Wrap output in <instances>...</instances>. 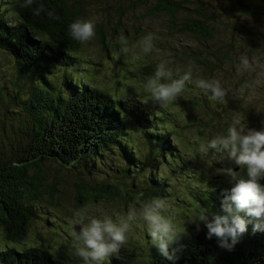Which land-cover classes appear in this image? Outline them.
<instances>
[{"label":"trees","instance_id":"trees-1","mask_svg":"<svg viewBox=\"0 0 264 264\" xmlns=\"http://www.w3.org/2000/svg\"><path fill=\"white\" fill-rule=\"evenodd\" d=\"M107 1L121 10L116 19L108 21L117 25L115 31L124 28L122 20L129 13L144 11L164 20L172 37L168 40L176 41L187 59L189 52L195 53L199 67L210 73L224 61L264 57V0ZM99 3L33 0L25 7V0H0V54L12 64L0 74V228L6 237L0 236V264H70L68 255L45 245L47 237L39 227L62 225L61 212L68 210L116 201L145 205L154 198L166 201L178 236L169 244L172 259L153 245L146 222L136 219L133 224L140 225L142 240H135L146 249L132 250L127 239L124 249L116 253L128 261L120 256L124 264H264V231H253L252 223L233 249L227 250L219 247L216 237L207 238V228L198 217L188 223L179 220L180 206L189 197L197 216L203 212L212 219L222 214V192L234 182L231 178L208 183L194 179L195 169L207 163L210 153H202L201 144L192 149L193 141L184 138V127L173 111L175 104L169 101L161 106L144 87L156 69L123 68L121 54L115 48L110 54L106 47L107 56L117 64L114 71L103 74L111 76L114 85H100L85 72L95 58L72 37L70 24L90 19ZM95 33L103 48L108 30L104 33L103 25L95 22ZM190 40L195 49L184 48L183 43ZM132 126L140 134L131 131ZM169 142L175 154L168 150ZM186 153L191 160L189 172ZM154 154L158 164L149 173ZM178 171L187 179L191 175L181 190L170 175ZM160 175L171 186L166 187ZM241 175L247 178L246 172ZM259 183L264 185V179ZM190 195L201 200L195 202ZM11 241L15 243L9 246ZM66 247L73 244L65 241ZM116 254L103 264H113Z\"/></svg>","mask_w":264,"mask_h":264},{"label":"rangeland","instance_id":"rangeland-1","mask_svg":"<svg viewBox=\"0 0 264 264\" xmlns=\"http://www.w3.org/2000/svg\"><path fill=\"white\" fill-rule=\"evenodd\" d=\"M92 1L94 0H89V4H91ZM120 13V8H112L107 0H100L96 10L90 12V19L101 23L104 27V33L108 30L107 44L103 48L98 40L97 33H95V36L90 41L83 43V48L95 58V63L85 72L89 76L96 78L98 84L107 87L114 85L113 78L103 74L105 70L114 71L117 64V62L107 56L106 47L110 48V54L114 48L118 54H121V66L127 64L153 65L154 61H156L154 64L156 69L158 64L166 62V67L172 71V78H178V75H183L184 72L191 67L192 82L186 83L183 91L170 102L175 104L173 111L179 119V125L182 128L184 127L182 133L184 138L193 141L190 144L192 149H195L197 144H206L215 136L225 135L228 127L232 125L235 120H240V126H245L246 130L249 128L258 131L264 130V57H247L249 62L253 65L250 70L237 71L240 61L235 63L224 61L215 73H210L208 70L200 68L190 62L186 56L177 49L178 45L173 47V42L169 41L172 37L165 29L164 20L155 18V16H148L144 11H141V13H129L125 19L122 20L124 28L115 31L114 27L117 25H110L108 21L110 19H116ZM110 32L113 36L112 39L109 38ZM149 33L154 36V47L152 51L144 53L138 46V42ZM121 35L128 40L127 53L122 51V45L119 42ZM8 64L9 61H6L0 54V74L6 73L8 67L11 69L12 64L10 63V66ZM213 78L220 80L223 87L227 90V95L223 101L213 102L210 99V93H205L196 86L195 81L197 79L207 80ZM257 81H260V83L257 84ZM22 96L25 97L24 93H22ZM21 110L25 114H28L25 107ZM130 130L140 134V130L136 126H132ZM183 146L187 151L184 143ZM209 153L207 163L195 169L193 176L195 180L208 183L218 182L224 178H231L226 174L217 172L218 169L222 168L230 167L240 175L246 172V169L241 170L238 165L226 157L221 159V154L216 153L215 150L210 149ZM186 159L189 172L192 167L188 153H186ZM190 177L191 175L187 179L186 175H181L180 179L176 180L175 186L179 189L180 185L186 180H189ZM187 203L190 202L188 201ZM143 206L144 204L137 201H129L128 203L116 201L101 207L88 205L84 206L79 211L68 210L65 211V213L61 212V218L63 220L62 225L56 223L48 227H39V229L43 230L47 237V240H44L45 245L57 252L61 251V254L68 255L71 260H73V264H83L82 259L76 256L74 246L71 248H63L65 241L71 242V244L74 245L77 233L74 232L72 225L76 224L74 223V216L77 212L83 215L85 224H87L94 215L99 218L111 217L114 222H117L118 218L127 216L129 209H134L139 214ZM188 207L193 211L191 204H189ZM180 208L182 210L178 217L180 221L183 223L194 221L193 216L188 213L187 207L183 205L180 206ZM168 210L167 208L163 213L165 216L169 215ZM201 214H203V212L199 213L197 217ZM137 219L140 220L142 218L138 215ZM68 226H71L72 230L69 229ZM141 233L142 230L140 225L136 228L133 222H131L128 240L134 247H131L132 250L144 251L146 249L143 244L135 240L137 237L142 240ZM35 237V235H32L31 238ZM54 242H59L60 246H53ZM8 245L12 246L13 244L9 243ZM123 251L125 254H132L129 251ZM120 256L127 261L123 255ZM136 260L138 259L136 258Z\"/></svg>","mask_w":264,"mask_h":264},{"label":"clouds","instance_id":"clouds-1","mask_svg":"<svg viewBox=\"0 0 264 264\" xmlns=\"http://www.w3.org/2000/svg\"><path fill=\"white\" fill-rule=\"evenodd\" d=\"M33 0H25V7ZM40 9L36 10L39 14ZM72 37L79 42L90 41L95 36V21L91 19H77L70 24ZM154 36L149 33L139 42L138 46L144 53L152 51ZM119 42L122 51L128 52V40L121 35ZM253 65L249 59L241 57L237 71L250 70ZM173 74L166 67V62L157 65L154 75L149 77L144 87L150 91L154 102L161 106L174 100L185 88L186 83L192 82V69L188 68L183 75L172 78ZM196 86L205 93H210V99L223 101L227 90L218 79H197ZM257 84L260 81L256 82ZM241 121L235 120L227 129L225 135H218L206 144L200 145V151L207 154L210 149L221 154V159L227 158L240 167L246 169V176L240 175L232 168L218 169V173L226 174L234 182L230 189L222 192V214H214L209 219L206 213L196 219L205 224L207 238L216 237L219 247L232 250L240 236L247 231L248 223L253 224V231H264V185L259 183L264 178V130L247 129L240 126ZM167 210L166 201L154 198L146 203L138 214L129 209L126 217L118 218L114 222L111 217L90 218L85 224L80 212L74 216V223L81 225L74 240L75 254L82 259L83 264H103L111 255L119 252L127 242L131 222L138 215L148 225V234L159 252L172 259L169 244L178 238L170 217L163 213ZM241 213L244 215L241 216ZM199 228V225H197Z\"/></svg>","mask_w":264,"mask_h":264},{"label":"bare ground","instance_id":"bare-ground-1","mask_svg":"<svg viewBox=\"0 0 264 264\" xmlns=\"http://www.w3.org/2000/svg\"><path fill=\"white\" fill-rule=\"evenodd\" d=\"M84 43V42H83ZM82 43V44H83ZM177 45V42L176 41H173V47H175ZM183 46H184V48L185 49H188V48H192V49H195V47H196V45H195V42L193 41V40H190L189 42H185V43H183ZM190 53V55H187V57H188V60L190 61V62H192L193 64H195L196 66H198L199 67V64H198V62L196 61V59L194 58V56L196 55L195 53L193 54L192 52H189ZM168 56L170 57V55L168 54ZM156 63V61H154V64ZM149 65V64H136V65H131V64H127V65H125L123 68H128V69H130V70H135V71H141V72H144L147 68H150L151 70H153L154 68H155V65ZM218 69H216V71H217ZM31 85H32V87L35 89V85L33 84V81L31 80ZM126 99L128 100V101H131L128 97H126ZM147 98H144L143 99V102L144 103H146L147 104V106H149L151 109L152 108H154V105H153V102L150 100V101H147L146 100ZM148 115V114H147ZM181 127V126H180ZM182 133H183V130H182ZM166 134L165 133H163V141H166ZM170 144H171V146H170V144L168 145V150L172 153V154H175V150H174V145H173V143H171V142H169ZM187 144V143H186ZM177 148V150H178V152L179 153H181V154H183L182 152H181V147L180 146H177L176 147ZM135 152L136 151H132V154H135ZM157 160H156V155L154 154V156H153V165H152V167L150 168V170L148 171L149 173L150 172H152L155 168H156V166H157ZM168 165V164H167ZM170 175H172V176H174L176 179H180V177H181V175H183V172L182 171H178V172H176V173H171L170 172ZM159 178L161 179V180H163L165 183H166V187H169V186H171L169 183H168V180L166 179V178H164L162 175H160L159 176ZM264 179V178H263ZM187 181V180H186ZM185 181V182H186ZM184 183V182H183ZM164 194V193H163ZM190 196H192V198L194 199V201L195 202H198V201H200L201 199L197 196V195H190ZM189 202L190 203H185L184 204V206L185 207H187V209H188V213L189 214H191L193 217H196L197 218V215L195 214L196 213V211H192V210H190L189 209V204H191V197H189ZM73 210V209H72ZM177 215H178V217H179V212L177 213ZM93 217H95V218H99L98 216H96V215H94ZM204 227H206L205 225H203ZM248 231V230H247ZM0 232H1V237H3V238H6L5 236H3L2 234H3V231L1 230V228H0ZM76 232V231H75ZM77 233V232H76ZM14 243L15 242H13V241H11V244H13L14 245ZM19 245H22V244H19ZM121 249H124L123 247H121ZM106 261V260H105ZM104 261V262H105ZM103 262V263H104ZM69 263L70 264H72L73 263V260H71V258H69ZM124 264L123 263V261H122V259L120 258V255L119 254H116V258H115V260L113 261V264Z\"/></svg>","mask_w":264,"mask_h":264},{"label":"water","instance_id":"water-1","mask_svg":"<svg viewBox=\"0 0 264 264\" xmlns=\"http://www.w3.org/2000/svg\"><path fill=\"white\" fill-rule=\"evenodd\" d=\"M73 228H74V231L79 232L81 229V225L75 224V225H73Z\"/></svg>","mask_w":264,"mask_h":264}]
</instances>
